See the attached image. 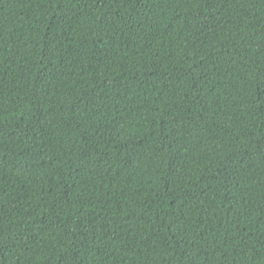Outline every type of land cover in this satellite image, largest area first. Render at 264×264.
Here are the masks:
<instances>
[{
	"label": "trees",
	"instance_id": "trees-1",
	"mask_svg": "<svg viewBox=\"0 0 264 264\" xmlns=\"http://www.w3.org/2000/svg\"><path fill=\"white\" fill-rule=\"evenodd\" d=\"M0 264H264V0H0Z\"/></svg>",
	"mask_w": 264,
	"mask_h": 264
}]
</instances>
